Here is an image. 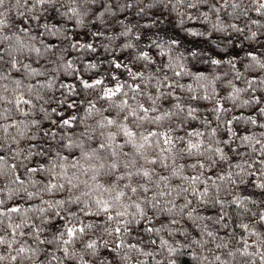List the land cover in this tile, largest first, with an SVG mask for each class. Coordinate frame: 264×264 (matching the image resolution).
<instances>
[{
  "label": "snow or ice",
  "instance_id": "obj_1",
  "mask_svg": "<svg viewBox=\"0 0 264 264\" xmlns=\"http://www.w3.org/2000/svg\"><path fill=\"white\" fill-rule=\"evenodd\" d=\"M0 264H264V0H0Z\"/></svg>",
  "mask_w": 264,
  "mask_h": 264
},
{
  "label": "trees",
  "instance_id": "obj_2",
  "mask_svg": "<svg viewBox=\"0 0 264 264\" xmlns=\"http://www.w3.org/2000/svg\"><path fill=\"white\" fill-rule=\"evenodd\" d=\"M163 18L171 22V23H166L165 25H163V27L167 28L168 31L172 33L173 35L182 37L186 43L192 44L193 46H195L196 44H200L201 46H204L205 43L210 44V40H208V38L187 36L183 32V27H195L198 30L203 31L207 26L202 21H188L182 27L181 25H179V23L175 22V13L168 15V13L166 12ZM214 37H215V34L213 38ZM195 68L196 70H208L206 65H203L200 63H196Z\"/></svg>",
  "mask_w": 264,
  "mask_h": 264
}]
</instances>
